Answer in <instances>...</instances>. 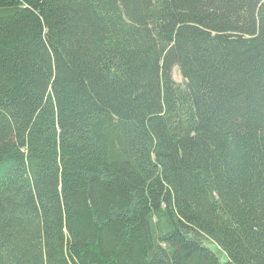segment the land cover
<instances>
[{
    "label": "trees",
    "instance_id": "16d2710c",
    "mask_svg": "<svg viewBox=\"0 0 264 264\" xmlns=\"http://www.w3.org/2000/svg\"><path fill=\"white\" fill-rule=\"evenodd\" d=\"M0 264H264V0H0Z\"/></svg>",
    "mask_w": 264,
    "mask_h": 264
},
{
    "label": "rangeland",
    "instance_id": "374dc122",
    "mask_svg": "<svg viewBox=\"0 0 264 264\" xmlns=\"http://www.w3.org/2000/svg\"><path fill=\"white\" fill-rule=\"evenodd\" d=\"M173 75H174L175 80L178 83H184V78L182 77L181 73L179 72L178 67L174 68ZM190 236H191V238L196 237L193 233H191ZM198 240L201 241L204 245L212 248L213 250L218 251L216 244L214 242H212L211 240H209L208 238L198 237Z\"/></svg>",
    "mask_w": 264,
    "mask_h": 264
},
{
    "label": "water",
    "instance_id": "95a60500",
    "mask_svg": "<svg viewBox=\"0 0 264 264\" xmlns=\"http://www.w3.org/2000/svg\"><path fill=\"white\" fill-rule=\"evenodd\" d=\"M218 254H219L221 259H224V254H223V252L221 250L218 251Z\"/></svg>",
    "mask_w": 264,
    "mask_h": 264
}]
</instances>
